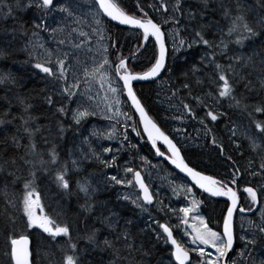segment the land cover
Listing matches in <instances>:
<instances>
[{
  "label": "snow or ice",
  "instance_id": "6c2138e0",
  "mask_svg": "<svg viewBox=\"0 0 264 264\" xmlns=\"http://www.w3.org/2000/svg\"><path fill=\"white\" fill-rule=\"evenodd\" d=\"M88 4V10L82 9V0H15V3H7L0 0V13L3 19H12L15 23L13 26L12 38L16 39L17 34L24 38L26 43L23 51L29 54L30 59L36 48L30 37L37 36L40 32H47L56 44V48L49 50L43 43L39 44L44 49V57L42 60L36 59L33 64L35 69L44 74L45 79L51 86V90L46 86L43 90V102L50 108L54 109L53 116L56 119L58 132L63 135L67 131L78 129L82 123L86 122L90 117L101 116L106 120H113L117 115L122 114L120 109L116 107L121 104L120 95L121 88L114 87L112 80L115 77L118 81H122V89L126 90L128 100L131 106L139 113V123L143 126V131L147 134L148 141L151 142L152 148L156 150V155L165 156V152L157 147V142L162 141L167 146L170 155L167 159L181 173L186 174L190 178L192 185L201 189L204 193L211 197H226L230 204L226 207V211L221 215L217 227L210 226V219L206 218L200 212L202 201L195 199L192 187H185L186 194L192 195L193 199L190 206L171 209L177 215L179 223L170 225L169 223H159L158 229H162V233L157 232L155 241L158 243L163 241L164 244L170 245L169 264H256L253 252L257 248H264V208L256 209L255 206L264 202V122H254L255 132L245 128L240 135L249 142V149L257 153L260 163L256 165V161L250 159L247 165L237 166V161L225 151L223 143L218 142L209 123L216 122L228 115L227 111H221L222 101H228L231 108L239 109L241 112H248L252 108L256 113H264V100L259 101L255 105L248 102L249 97L243 93H237L236 89L239 85H243L246 91L253 89L252 81L243 74V69L253 68L259 69L264 73V40H260L257 47L256 41L264 37V17L259 20L250 21L248 14L250 6L246 7L245 0H235V6L225 3V0H196V7H192V0H175L171 6V12L165 0L157 5H149L155 11L164 14L162 21L154 20L148 12L141 6L140 0H137L136 8L140 14L130 12L122 5L120 0H84ZM264 6V0H258ZM188 4V7L184 5ZM35 10L39 13V17L35 20L32 29L29 30L26 23L19 18L18 14L27 10ZM219 12L223 20L227 21L226 30L219 27L220 21L209 19V16H215ZM57 17H59L57 19ZM52 21L50 24L49 21ZM112 22L117 25L130 26L133 29L141 30L138 33L139 43L136 52L132 53L136 57L141 49L146 50L148 44L152 43V56L146 70L139 72L133 71L129 67V59L123 55L117 56L116 60L109 59V49L119 51L120 42L118 36H113L111 28ZM171 25L173 28L172 38L173 47L169 52L166 31L164 25ZM85 28L89 29L85 31ZM218 29V31H217ZM186 34V35H185ZM211 34L212 38H208ZM179 37V39H177ZM79 40V42H76ZM95 40V52L100 56L97 62L93 57V67L83 68L84 80L81 81L78 72V65L81 61L70 50L65 48L82 50L87 48L89 53L93 52L91 47ZM107 42V43H106ZM253 45L248 51L246 45ZM231 46V47H230ZM11 42L7 46L0 47V58L7 57ZM202 49V54L198 61L193 60L187 69L181 68L180 73L184 77L181 88L188 90V95L196 102V106L191 103L180 101V107L183 113L179 119H183L186 115L190 119H197L196 107L207 108L204 117L199 118V124L202 126L203 134L210 139L212 145H215L219 153L228 161L232 162L233 171L230 173V179H218L214 175L205 174L202 170H197L191 166L182 155L181 148L169 138L168 135L158 126L157 122L149 115L148 110L141 102L133 89V81H154L162 72L172 71L169 61L175 63L180 59L177 53L190 49ZM245 49V51H241ZM231 53V55H229ZM226 57V63H220L217 57ZM72 59L76 60V65L70 63ZM185 64H188V58H184ZM71 72L73 82L69 83V73ZM251 75V73H249ZM97 76H99L101 86L104 83L108 85V92L112 94L110 97L106 94L104 97V106L95 102V97L90 95V87L80 91L81 83L90 85ZM190 77H194L197 85L202 83L201 77H206L208 81L215 85L214 92L205 93L203 97L192 95V85L189 81ZM179 79V77H177ZM15 84L16 78L11 73L0 74V84ZM261 91L264 92V80H261ZM175 87V85H173ZM180 88L172 92V96H177ZM61 99L57 100L55 97ZM208 100L212 103L209 104ZM24 104V111L27 113L32 108V104L21 101ZM75 104L72 108L70 105ZM58 105V106H57ZM111 113V115L109 114ZM249 116L252 115L248 112ZM10 113L6 112L4 118H0V125L11 124L17 117L7 119ZM23 121V131L28 134L30 141L38 127L33 128L30 125L32 117L20 116ZM130 119V117H126ZM206 121H208L206 123ZM116 123H119L117 120ZM123 133V141H128L127 124H125ZM20 129H17L19 132ZM137 135L140 132L133 127ZM177 131H180L177 129ZM231 138L237 137V128H229ZM97 140H115L117 139V129L112 125L110 130L94 129L91 134ZM88 141V138H85ZM88 154H82L81 159H73L71 164L74 169L79 171L84 163H98L103 168H112L116 166L117 154L123 149L116 148L113 152L112 147L99 145V150L91 147ZM235 150L241 151V144L236 139H232ZM135 148L136 145H128ZM9 147L21 148L18 135H6L0 140V180L4 182L7 189L9 185L15 187L22 185L21 195L18 203L9 201L13 208L20 212V216H8L7 223L4 225L5 231V251L6 260L3 264H35L34 249L30 246V229H40L43 233H47L52 240L57 237H66L64 244L56 241L58 251L62 254L59 260H53L52 264H84L82 254L86 248L79 247V240H74L71 228L68 224L57 223L55 219L45 214L44 206L41 203V196L37 190V181L40 179L38 173H47L51 166L59 163V155L53 147L48 153V159L43 158V154L37 150L34 141L30 142L24 149V155L7 156ZM105 153H112L111 158H105ZM31 157V158H29ZM91 157V159H89ZM25 166H28L25 169ZM243 167V172H241ZM68 164L64 163L56 171L55 181L64 192L71 197L75 194L79 198L82 195L83 203L79 204L86 212H91L94 208L92 203L96 188L92 182L87 179L76 181L75 193L68 176ZM27 171V175H25ZM125 173H132L133 180H125L118 178V175L105 176L107 182H114L116 185H125L134 187L138 185L141 194H137L135 199L129 195H124V200H131V203L141 211H147L145 205L153 204V194L139 171H135L132 167H125ZM247 174L250 177H259L261 184L257 187L245 186L243 193L250 198V205L245 208L240 206L239 189L234 187L238 180ZM175 192L176 189H173ZM143 201V203L139 201ZM39 210V214L38 211ZM165 211V209H158ZM259 211V219H247V227L240 225V234L236 230L235 214L237 212L243 214L245 212ZM182 213V216L179 215ZM26 218V219H25ZM190 219L193 221L190 223ZM112 227L110 217H104L100 220L101 224ZM132 220H127L126 224H132ZM183 227V235L179 238L174 236V228ZM18 229H22L18 231ZM99 229H92L85 233L83 239L87 245H93L104 250H112L116 257L110 264H119L120 250L115 247L116 241L107 237L103 241H99L97 236ZM129 233L125 230L116 237V240L123 239L126 243L129 239ZM187 237V239H185ZM243 244L240 252L236 251V241ZM131 250L134 245L128 244ZM139 251L144 257L151 254V248H145L141 245ZM247 253V259L245 257ZM54 256L55 253H52ZM236 257V258H234ZM259 264H264V259Z\"/></svg>",
  "mask_w": 264,
  "mask_h": 264
},
{
  "label": "trees",
  "instance_id": "16d2710c",
  "mask_svg": "<svg viewBox=\"0 0 264 264\" xmlns=\"http://www.w3.org/2000/svg\"><path fill=\"white\" fill-rule=\"evenodd\" d=\"M5 2L13 3L15 0H5ZM120 2L130 12L140 14L136 8L137 0H120ZM173 2L175 3V0H173ZM225 3H230L233 7L235 6V0H225ZM140 4L154 20L158 22L161 21L157 16L158 14L154 13L153 9L149 7V5H151L149 0H140ZM245 4L251 6L248 14L250 21L254 22L264 17V6H262L258 0H245ZM184 6L188 7L189 5L185 4ZM191 6H197L196 0H192ZM31 13L32 10H27L18 14L19 18L26 23L29 30H31L33 26ZM208 18L220 21L219 27H223L226 30L227 21L221 18L219 12H217L214 17L209 16ZM14 23L15 22L10 18L0 19V47L7 46L9 42H11V48L9 49L10 54L7 57L0 58V74L11 73L17 81L15 84H0V118H4L6 112L10 113L7 119L11 120L12 117H17L11 124L0 125V140L6 135L10 136L15 134L19 137V143L22 147H9L7 153L8 157L13 155H24V149L30 142L34 141L37 150L42 153L43 158L47 160L48 153L55 147L59 155V163L51 166L47 173H38L40 179L37 181V190L44 204V211L47 215L55 219L57 223H66L70 226L73 239L79 240V247L81 249L86 248L84 252L86 255L82 257L84 264H110L112 260L116 259L113 254L111 256L110 250L87 245L86 241L80 238L92 229L100 230L97 238L101 242L106 237L108 239L115 238V235L110 231L102 229L99 224L94 222L92 211L86 212L80 208L79 204L83 203L82 195L78 203V197L75 194L69 197L64 190L58 186L54 179L56 171L59 170L60 166L67 163L69 169L67 178L70 180L73 193H75L76 181L81 173L71 168L69 149L75 134L85 122L82 123L78 129L67 131L63 135L58 132L56 119L53 116L54 109L50 108L42 99V96L45 94L43 90L46 88L44 75L33 67L35 63L34 59H30L27 52L18 49V45L25 42V39L21 38L18 34L16 39L12 38ZM108 27L111 28L114 38L115 36L119 37L120 42L119 51L116 49H109L110 60L114 61L117 56L123 55L129 59V67L133 71L139 72L146 70L152 56L153 49L151 40L146 50L141 49L140 53H138L136 57H133L132 53L136 52L139 43L138 33L140 31L121 27L113 23L108 25ZM209 35L211 37V34ZM260 40H264V37L256 41L257 47L260 44ZM252 47L253 45L251 44L246 45L248 51H250ZM196 50L200 49H191L193 53L192 57L190 55L186 56L188 58V64H185L184 59H179L175 63L169 61L172 71L162 72L155 81L136 82L133 84V89L148 110L149 115L152 116L161 129L177 143L181 148L182 155L185 156L191 166L196 167L197 170L204 171L205 174L214 175L218 179L227 181L231 178L230 173L233 171L232 162L226 160L224 156L219 153L216 146L211 144L210 139L204 136L202 126L198 122L199 118L204 117L207 108L196 107L197 119H190L186 115L183 119L178 118L183 113V109L180 107L181 100L196 106V102L188 95V90L181 88L184 77L180 73L181 68L187 69L188 65L191 64L193 60L198 61L196 58ZM241 51H245V49H241ZM169 52L171 53L170 48ZM217 59L220 63L227 62V60H224L223 57L220 56H218ZM249 73H251V75H249ZM243 74L248 76L252 81L253 89L251 91H246L243 85H239L236 89L237 93H243L248 96V102L253 105L264 100V92L261 91L260 84L261 80H264V73L258 68H246L243 69ZM177 77H179V79H177ZM195 79L194 77L189 78L192 85L193 96L203 97L205 93L215 91V85L210 83L206 77H201L202 83L199 85L196 84ZM173 85H175V87H173ZM178 88L181 89L179 94L177 96H172V92L176 91ZM55 98L58 100V96ZM22 100L32 104V108L29 109L27 113L24 111V104L21 103ZM208 103L210 104L209 101ZM125 108L128 117H130L129 124L132 126L128 127V129L130 132L134 133L138 148L150 156H155L152 147L142 134L138 119L127 102H125ZM220 110L227 111L228 115L208 125L212 128L218 142L223 143L226 153L230 154L233 159L237 161V166L247 165L250 159L255 160L256 165H258L260 163L259 157L257 153L249 149V144L246 140H237L242 146L241 151L244 153L243 156L240 155V152L235 150L232 138L230 139L227 135L226 127L231 120L240 116L241 119L255 128L254 122H264V113H256L252 108H249L248 112L252 113V115L249 116L248 112H241L239 109L231 108L226 100L222 101ZM22 115L25 116V118L31 116L33 119L30 121V125L33 128L38 127L40 129L39 132L35 133L32 141H30L28 134L23 131V121L19 119ZM207 122L208 121H206V123ZM133 127L140 132V135H137L136 131H133ZM130 128L132 130H130ZM17 129H20V131L17 132ZM177 129L180 131H177ZM159 148L165 151L162 146H159ZM130 151L131 149H128L127 152ZM134 151L133 149L132 152L135 153ZM27 167L28 166H25V169ZM241 172H243V167H241ZM24 174L27 175V171H25ZM260 184L261 180L259 177L253 178L247 174H244L241 179L238 180L237 185L234 187L239 189L240 206L247 208L250 205V198H247V194L243 193V188L245 186L257 187ZM21 188L22 185H16L15 187L9 185V187L5 189L4 182L0 180V264H3V261L6 260V257H4L6 239L4 225L7 223L8 216H20V212L13 208L9 201H16L18 203L21 195ZM48 194H56V198L59 202L58 204H61L62 208L49 206ZM100 197L102 198V195H100ZM97 198L98 197L93 198L92 203H95ZM199 199L203 202L201 204V210L204 216L210 219V226L216 228L221 215L226 211L227 201L210 198L201 192H199ZM125 209L129 210V207ZM21 230L22 229H18V231ZM102 231H104L103 234ZM28 232L31 233V247L34 249L35 264H48V262L53 261V255L49 260L42 257L38 252V250H40L39 248L50 246V251L55 253L54 260H59L61 258L62 254L58 251L56 241L64 244L67 240L66 237H57L54 241L47 233H43L40 229L37 231L30 229ZM125 244L126 246L132 244L134 247L130 250L127 246L128 250L124 254H119V264H156L162 254L169 249V247L157 243L150 235L138 232H133L127 243L123 242V245L122 239L120 241L116 240L115 246L119 249L122 248V246L124 247ZM141 245H144L146 249L151 248V254L149 256L144 257L136 250L139 249ZM237 247H239L238 239L236 241V248Z\"/></svg>",
  "mask_w": 264,
  "mask_h": 264
},
{
  "label": "rangeland",
  "instance_id": "374dc122",
  "mask_svg": "<svg viewBox=\"0 0 264 264\" xmlns=\"http://www.w3.org/2000/svg\"><path fill=\"white\" fill-rule=\"evenodd\" d=\"M151 5H159L162 0H149ZM165 2L169 6V10L171 12V6L174 4L173 0H165ZM15 3V2H13ZM82 9L84 11L88 10V4L82 0ZM250 6L246 4V7ZM251 8V6H250ZM153 9V8H152ZM154 13H157L159 19L161 21L164 19V14L157 12L153 9ZM32 22L38 19L39 13L32 10ZM59 17H57L58 19ZM0 19L2 18V13H0ZM49 23L51 24L52 21L50 20ZM33 25V23H32ZM89 29L85 28V31H88ZM164 30L166 31V41L168 49L170 48L172 51L173 47V38H172V31L173 28L171 25L165 24ZM218 31V29H217ZM186 35V34H185ZM33 41V43L36 45V48L34 49L32 53V58L36 62V59L42 60L44 57V49H41L39 47V44L43 43L46 48L49 50L55 49L56 44L52 41L49 34L47 32H40L35 37H30ZM209 38L210 37L209 35ZM179 39V37L177 38ZM76 42H79L77 40ZM25 42L18 45V49L20 51H23V48L25 46ZM107 43V42H106ZM93 48V52L89 53L87 51V48L82 50H75L70 48H65V50H70L74 53V55L81 61V64L78 65L80 71L78 72V75L81 79V81L84 80L83 76V68L88 67L92 68L93 65V57H95V60L98 62L100 60V56L96 54L95 48V40H93V43L91 45ZM197 52V60L200 58V54H202V49L196 50ZM178 56H180V60H183L184 57L187 55H190L192 57L193 53L190 50L182 51L180 53H177ZM231 55V53H229ZM110 59V58H109ZM224 60H227L226 57H223ZM71 64L76 65V60L72 59L70 61ZM44 75V74H43ZM46 86L51 90V86L49 85L48 81L45 79ZM73 82V77L71 72L69 73V83ZM112 84L114 87L121 88V95L120 100L121 104L117 105L120 109V112L122 114L117 115L113 120L109 121L106 119H103L101 116H95L90 117L79 129V131L75 134L73 141L70 145L69 149V160H70V166L74 171H77L74 169L73 165L71 164V161L73 159H81L82 154H88L90 151V144L88 141H91V147L96 148L99 150V145L103 144L104 146L112 147L113 152H115L116 148L121 147V142H123V149L117 154V162L116 166L112 168H103L98 163H90L85 162L84 165H82L79 169V173L81 175L77 180L87 178L92 182V185L94 188L97 189L95 192L94 198L98 197L96 202L94 204V208L92 210L93 212V219L96 224H99L102 229L110 231L115 235V238H111L110 240L116 241V237L119 235V233L123 231H127L132 236L133 232H138L142 234H148L151 237L155 238L157 232L162 233V229H158L157 221L159 223H169L170 225H175L179 223V220L177 218V215L174 214L171 209H178L180 207L190 206L191 201L193 199L192 195L186 194L184 191L185 187H189L187 185H184L183 179L179 176L180 174L173 170L171 167L163 164L160 161L155 160H149L147 156L150 155L144 153L142 150H140L136 143V138L133 132H130L128 127H132L129 123V119H126L128 117L127 110L125 108V99L123 96V89L121 82L118 81L115 77L112 80ZM90 87V95L95 97V102L99 103L101 108L104 106V97L107 94L110 97V100L108 102H111L112 94L108 92V85L107 83H104L103 87L101 86V82L99 79V76L92 81L90 85H85L81 83L80 91H84L85 88ZM61 98L58 96V100ZM210 104L212 103L211 100H208ZM70 107L75 108L76 105L72 104ZM111 115V113H109ZM119 121V123H116V121ZM125 124H127V135L129 137L128 141H123V133L125 131ZM115 125L117 129V139L109 141V140H97L95 137H92L90 134L94 129H99L102 131L110 130L111 126ZM236 127L237 128V137L232 139H244L240 133L245 129L248 128L250 131L255 132V128L249 124L248 122L244 121L243 119L239 117L234 118L231 120V122L227 125V135L228 137H231V132L229 131V128ZM130 130H132L130 128ZM88 138V141L85 140V138ZM245 140V139H244ZM247 141V140H246ZM248 142V141H247ZM136 144V147L133 148L135 153L132 152V148H130L128 145ZM249 144V142H248ZM128 149H131L130 152H127ZM105 158H111L112 153H105ZM91 159V157H89ZM132 167L134 170L138 169L143 174L144 179L147 181L148 185H150L151 192L154 193L153 196H155V204L153 206L151 205H145V207L148 209L147 211H141L140 209L136 208L134 204L131 203V200H124V195H129L132 199L136 198V195L139 194L138 189L134 187H128L125 185H116L114 182H107L105 180V176H111V175H118V178L125 179V180H133V174L132 173H125L124 169L125 167ZM173 189H176L174 192ZM153 190V191H152ZM193 193L195 194V199H197L196 193L193 190ZM49 195V206L56 207V208H62L61 204H58V200L56 198V194ZM102 195V198L100 197ZM102 199V200H101ZM200 201V199H197ZM142 203V201H139ZM42 205L44 206L43 202L41 201ZM129 207V210H126L125 208ZM165 209V211H159L158 209ZM264 208V202H262V205L259 209ZM45 209V207H44ZM38 214H39V210ZM45 212V211H44ZM200 212L203 214L201 207ZM46 214V212H45ZM182 216V213L179 214ZM204 215V214H203ZM260 212H256L255 214H251L249 216L237 214L235 218V222L237 225V233L240 234V225L244 224L245 227H247V219H259ZM104 217H110L112 221V227H109L107 225V222L105 224H101L100 220ZM26 219V218H25ZM165 219V220H164ZM127 220H132V224H126ZM192 223L193 221L190 219L189 221ZM175 229V228H174ZM32 230H39V229H32ZM177 232L178 238L183 235V227L180 229H175ZM104 231H102V234ZM107 233V232H105ZM187 239V237H185ZM121 240V239H120ZM119 240V241H120ZM123 242H125L122 239V245ZM162 246L168 247V245L164 244L163 241L158 242ZM239 252L243 249V244L241 241H239ZM49 247V248H48ZM45 248H39L38 250L39 254L47 258V260L52 258V252L51 247L48 246ZM117 249L118 247L115 246ZM170 249V247H169ZM169 249L165 251L162 256L159 258L156 264H169ZM120 253L124 254L128 249L125 244V246L122 248H119ZM111 256H112V250H110ZM54 253V252H53ZM86 254L83 253L82 257H84ZM253 257L256 260V264H259L260 260L264 259V248H257L255 252H253ZM115 257V256H114ZM245 257L247 259V253H245ZM55 258V255L53 256V260ZM48 264H52V262H48ZM248 264H250V261H248Z\"/></svg>",
  "mask_w": 264,
  "mask_h": 264
},
{
  "label": "water",
  "instance_id": "95a60500",
  "mask_svg": "<svg viewBox=\"0 0 264 264\" xmlns=\"http://www.w3.org/2000/svg\"><path fill=\"white\" fill-rule=\"evenodd\" d=\"M113 24H115V25H117L116 24V22H112ZM118 26H121V27H126V28H131L130 26H124V25H118ZM131 29H133V28H131ZM136 30H138V29H136ZM138 31H141V30H138ZM159 77H157V78H155V80H157ZM154 80V81H155ZM151 81V80H150ZM121 82V85L123 84V82L122 81H120ZM136 82H146V81H133V84L134 83H136ZM123 96H124V99H125V101L130 105V107H131V109H132V111H133V113H134V115L136 116V118L138 119V122H139V113H137L136 111H135V109L131 106V101L130 100H128V98H127V95H126V90H123ZM140 124V123H139ZM159 126V125H158ZM140 127H141V130H142V133H143V136L145 137V139L148 141V138H147V134L143 131V126H142V124H140ZM160 127V126H159ZM166 135H168L167 133H165ZM169 136V135H168ZM169 138L170 139H172L170 136H169ZM173 140V139H172ZM173 142H174V140H173ZM148 143L150 144V146H151V142L150 141H148ZM175 143V142H174ZM159 145L160 146H162L166 151H167V146L166 145H164L163 144V142L162 141H158L157 142V147H159ZM178 146V145H177ZM152 147V146H151ZM179 147V146H178ZM153 149V151H154V153L156 154V150L154 149V148H152ZM168 152V151H167ZM182 152V151H181ZM168 155H170V153H168V154H166L165 153V156H158V155H156L158 158H160V159H164L173 169H175L177 172H179L188 182H189V184L191 185V186H193L192 185V182H191V180H190V178H188L187 176H186V174H184V173H181L180 171H179V169H177L173 164H171V162L167 159V156ZM135 171H139L140 173H141V171L140 170H138V169H136ZM141 176H142V178H143V180H144V183L149 187V185L147 184V182H146V180L144 179V177H143V174L141 173ZM132 179H133V183H134V177H132ZM135 187L138 189V192H139V194H141V196H142V193L140 192V188H139V186L138 185H135ZM194 187V186H193ZM194 188H196L197 190H199L200 192H202L204 195H206V196H208V197H211L209 194H207V193H204L201 189H199V188H197V187H194ZM149 190H150V192H151V189H150V187H149ZM152 193V192H151ZM211 198H213V199H220V200H225V201H227V206L230 204V201H228L227 200V198L226 197H211ZM141 201H142V199H141ZM154 202H155V198H154V196H153V204H154ZM142 203H143V201H142ZM152 204V205H153ZM261 206V204H259V205H256L255 206V208L256 209H259V207ZM257 211H255V212H245V213H243L242 215H251V214H255ZM239 212H237L236 214H235V217H236V215L238 214ZM239 214H241V213H239ZM234 217V218H235ZM30 240H31V238H30ZM31 246V245H30ZM169 247H170V245H168Z\"/></svg>",
  "mask_w": 264,
  "mask_h": 264
},
{
  "label": "flooded vegetation",
  "instance_id": "af4514ba",
  "mask_svg": "<svg viewBox=\"0 0 264 264\" xmlns=\"http://www.w3.org/2000/svg\"><path fill=\"white\" fill-rule=\"evenodd\" d=\"M163 152H165L166 154H168V152H166V151H163ZM147 158L149 159V160H155V161H160V162H162L163 164H165V165H167V166H169L170 167V165L164 160V159H157L155 156H147ZM172 168V167H171ZM180 177H181V179H183V183H184V185H187V186H189V187H192L193 188V190L195 191V193H196V196H197V199H199V192H198V190L196 189V188H194L193 186H191L189 183H188V181L184 178V177H182L181 175H179ZM150 186V185H149ZM153 191V190H152ZM154 194V193H153ZM165 220V219H164ZM162 223H164V222H162ZM174 236H177V232H176V230L174 229ZM178 237V236H177ZM240 246V245H239ZM238 248L239 247H237L236 248V251L237 252H239V250H238ZM234 258H236V257H234Z\"/></svg>",
  "mask_w": 264,
  "mask_h": 264
},
{
  "label": "bare ground",
  "instance_id": "6f19581e",
  "mask_svg": "<svg viewBox=\"0 0 264 264\" xmlns=\"http://www.w3.org/2000/svg\"><path fill=\"white\" fill-rule=\"evenodd\" d=\"M45 81V80H44Z\"/></svg>",
  "mask_w": 264,
  "mask_h": 264
}]
</instances>
